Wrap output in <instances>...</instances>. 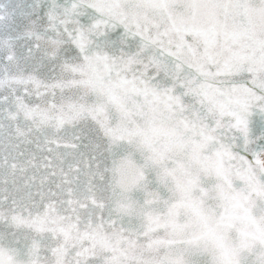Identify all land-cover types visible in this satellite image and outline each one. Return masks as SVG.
Wrapping results in <instances>:
<instances>
[{"label": "snow or ice", "instance_id": "1", "mask_svg": "<svg viewBox=\"0 0 264 264\" xmlns=\"http://www.w3.org/2000/svg\"><path fill=\"white\" fill-rule=\"evenodd\" d=\"M0 264H264V0H0Z\"/></svg>", "mask_w": 264, "mask_h": 264}]
</instances>
